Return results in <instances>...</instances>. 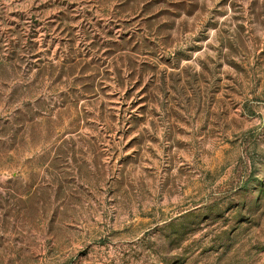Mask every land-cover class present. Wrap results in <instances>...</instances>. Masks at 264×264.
Returning a JSON list of instances; mask_svg holds the SVG:
<instances>
[{"label":"rangeland","instance_id":"rangeland-1","mask_svg":"<svg viewBox=\"0 0 264 264\" xmlns=\"http://www.w3.org/2000/svg\"><path fill=\"white\" fill-rule=\"evenodd\" d=\"M0 264H264V0H0Z\"/></svg>","mask_w":264,"mask_h":264}]
</instances>
